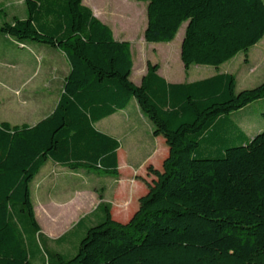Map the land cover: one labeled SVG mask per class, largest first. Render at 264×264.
Masks as SVG:
<instances>
[{
  "label": "trees",
  "instance_id": "16d2710c",
  "mask_svg": "<svg viewBox=\"0 0 264 264\" xmlns=\"http://www.w3.org/2000/svg\"><path fill=\"white\" fill-rule=\"evenodd\" d=\"M140 1L147 41L170 42L187 23L186 69L219 67L239 52L248 59L264 37V0ZM25 2L27 17L4 21L0 31L22 45L61 49L70 70L46 117L0 121V264H264V129L247 136L231 121L232 112L264 98V80L241 90L232 72L171 82L148 60L137 84L131 42L116 38L84 0ZM132 100L168 144L162 168L148 166L155 178L128 221L102 200V220L74 253L49 249L32 181L49 160L118 175L121 141L96 123Z\"/></svg>",
  "mask_w": 264,
  "mask_h": 264
},
{
  "label": "crops",
  "instance_id": "0c3cea01",
  "mask_svg": "<svg viewBox=\"0 0 264 264\" xmlns=\"http://www.w3.org/2000/svg\"><path fill=\"white\" fill-rule=\"evenodd\" d=\"M91 8L100 18L98 13L100 8L98 6H91ZM6 12L7 16L9 14L10 17H27V14L24 10L21 11V13L15 9H13L11 13L8 11ZM3 38L12 40L13 46H10L11 49H2L3 56L0 57V66L12 67L13 71L11 72H13L14 75H17L22 71L28 75V77L19 86L16 85L17 87H11L12 91L11 93L9 92V94L12 95L11 97L21 101L24 106L29 107V112L26 114V117L17 119V123L14 124H35L54 110L62 93L64 80L70 70L69 62L64 52L52 45L36 41H26V45H22L11 35L0 31V39ZM183 38L184 35L181 38L180 49L175 50V56H177L179 52L181 57ZM251 49H256L253 54ZM242 53L243 52H239L230 60L222 63L219 67L209 64H192L188 70L193 65H199L202 67L195 68V73L190 79L188 76L185 75L183 77L182 75L181 68L184 67V69H186L182 58V64L179 65V69L173 67L171 58L173 57L174 53L167 56L168 65L165 68V71H163L161 61L157 62L160 64V74L171 82L194 81L215 74V72L211 71L209 68L203 67H223L224 72H232L236 74L237 89L239 88L238 86H241L240 89H238L241 90L256 86L264 80V37L249 49L248 59L240 58V60H238L237 57L242 55ZM148 60L153 62L151 58H147V64ZM231 60L233 62L229 65V67L224 66L227 63H230ZM243 64L245 65L244 67H242ZM236 70H241L240 77L237 75ZM146 72L147 66L143 69L141 80ZM35 76H37V78L33 81ZM141 80L139 83H141ZM6 90L7 88H5V86H0V93L6 92ZM48 90L49 92H47ZM134 101L136 100L131 101V103H136L134 117H137L136 119H142V117H145V115L141 112L137 101ZM260 101H264V98L257 100L245 106L244 108L236 110L231 114V121L233 124H236L240 129H242L247 136H253L257 132L264 129V107H262L263 109L260 111ZM123 110H120L104 118L112 120V123H110L111 125H109L108 128H102L98 126V124L104 119L98 121L96 126L99 129L116 136L118 139L120 138L119 136L124 134L126 131H131V133H139L140 128L137 126H132L131 124L133 117L131 115L126 116L122 114L121 111ZM139 113H141L143 116H141ZM128 123H130L129 126ZM127 127H129L128 130ZM225 129H228L227 126ZM147 130L149 131L151 140L153 141L152 151L149 154H153V156L158 158L157 163L150 162V157L146 159L143 166L145 174H142L138 171V169L134 167L132 168V166H130V168H132L134 171L133 175H140L142 176V179L137 177H133V180H128L127 177L117 178L114 184H111L109 187L102 186V188L105 190V192H102L104 195L103 198H101L100 195H98V198L95 196V193L97 194L95 191L97 189V185L94 182L95 178L93 176L89 182L90 185L92 184L91 189L90 185L88 184L83 189L74 187L73 191L78 192V194L76 196L71 195L68 198L53 196V191L49 189L48 183H45L40 187V191L42 192V203L40 206V211L37 210L36 205L35 210L37 218L41 223L42 232L45 234L46 244L49 249L61 251L69 255L74 253L81 238L86 233L87 228L102 220L103 213L98 208V205L102 200H105L111 204L112 215L115 219L117 217H126L129 220L132 217L139 207L140 196L148 191L147 184L144 185L142 183H145L146 181L152 182V180L155 178L153 174L151 178L147 175L149 174L147 170L148 166L152 164L155 168H162L163 161L169 152V147H166L164 144V141L166 142L165 138L162 139L160 137L161 135L153 134V126L151 122H149ZM157 139L161 141V146L159 149L158 147L155 148ZM165 154L167 155L165 156ZM160 156L165 157L161 160L162 157ZM160 162L161 165H159ZM72 171H74V173L79 172V170L73 169ZM120 173L121 168L119 152L118 175H120ZM61 179L69 182L73 178L71 176H63ZM40 264H42V261Z\"/></svg>",
  "mask_w": 264,
  "mask_h": 264
},
{
  "label": "rangeland",
  "instance_id": "374dc122",
  "mask_svg": "<svg viewBox=\"0 0 264 264\" xmlns=\"http://www.w3.org/2000/svg\"><path fill=\"white\" fill-rule=\"evenodd\" d=\"M84 3L88 6H98L100 8L99 16L100 18L108 22L110 26L113 28L115 37L118 39H126L131 42L132 46V53L134 59V67L131 74V79L135 83H139L141 80L143 69L147 66V58H151L153 62L161 61L163 66V71L167 67V56L174 53L172 59V65L174 68L179 69V65L182 64V60L180 54L178 52L177 56H175V50L180 49L181 38L184 35V31L186 28L187 23L185 22L179 32L177 33L176 37L170 42H150L145 39L144 32L147 27L148 17H147V3L140 0H84ZM15 9L19 13L21 11H25L28 15L27 4L25 0H0V24L6 20H11L12 17L7 12L11 13V11ZM21 15V14H20ZM174 42V43H173ZM12 45V40L10 39H0V57L3 56L2 49L10 48ZM252 54L255 52L256 49H251ZM249 54V53H248ZM246 53H242L237 58H246ZM233 61L231 60L230 63H227L224 66L229 67V65ZM245 62V61H244ZM243 62V63H244ZM245 65L243 64L242 67ZM202 67L199 65H193L189 70L181 68L183 77L186 75L190 78L193 77L195 68ZM0 86H5L7 88L6 92L0 93V121L1 120H8L12 124L17 123V119H22L26 117V114L29 112V107L24 106L21 101L16 100L14 97H11L12 88L17 87L16 85H20L28 75L25 74L24 71L14 75L13 68L10 66H0ZM209 68L211 71L216 72H224L222 68H215V67H203ZM235 69V68H234ZM237 75L241 76V70H236ZM185 72V73H184ZM37 78L35 76L33 81ZM17 82V83H15ZM19 83V84H18ZM26 85V84H25ZM241 85V84H240ZM240 89L241 86H238ZM246 87V86H245ZM250 88V87H248ZM5 91V90H4ZM44 92V90H43ZM49 92V90L47 91ZM8 93V94H7ZM20 96V95H18ZM14 99V100H13ZM136 102V101H134ZM136 103H131L127 109L121 111L122 114L126 116H132V126H137L140 128L139 133H131V131H126L124 134H121L119 137L121 141L120 146V168L121 173L120 175H106L101 173H96L95 171H90L87 169H79L78 173H74L72 169L68 167H63V165H59L53 160H49L47 164L42 168L41 172L35 177L32 181L31 186L33 190V200L37 207V210L40 211V206L42 203V192L40 191V187L43 184L49 185V189H51L53 196H59L60 198H68L69 196L73 195L76 196L78 192H74V187L83 189L85 186L90 185L89 182L91 181L92 176L95 178L94 182L97 185V189L95 190V196L98 198V195H103L102 192H105L102 186H110L114 184L117 178H128V180L132 179L133 177L141 178L140 175H133L132 168L138 169L139 172L145 174L143 170V166L145 161L148 157H150L153 163H157V158L155 156L150 155L153 147V141L151 140V135L149 133L148 125L150 119L148 117H142V119H136L134 117V110ZM260 111L264 107V101H260ZM18 108H16V107ZM140 112V111H139ZM143 116L141 113H139ZM112 123L111 119H104L102 120L98 126L102 128H108L109 125ZM130 123H128L129 126ZM129 127H127V130ZM162 139L164 137L160 136ZM166 147L168 144L164 141ZM161 146V141L157 139L155 143V148L158 149ZM167 154H165L166 156ZM165 156L162 157L161 160ZM161 165V162L160 164ZM132 166V168H130ZM148 170V168H147ZM131 172V173H130ZM150 178L152 174H147ZM63 176H71L73 179L67 182L62 180ZM120 176V177H119ZM144 179V178H143ZM133 180V179H132ZM93 183V182H92ZM144 185L147 184L142 183ZM92 184L90 185V189ZM104 197V195H103ZM92 201V200H91ZM120 221H128L126 217L116 218ZM41 225V223H40ZM42 229V227H41ZM42 249L41 244L39 243Z\"/></svg>",
  "mask_w": 264,
  "mask_h": 264
}]
</instances>
